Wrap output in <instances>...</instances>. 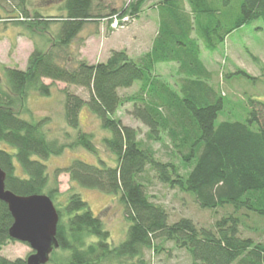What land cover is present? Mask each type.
Returning a JSON list of instances; mask_svg holds the SVG:
<instances>
[{
	"label": "trees",
	"instance_id": "trees-1",
	"mask_svg": "<svg viewBox=\"0 0 264 264\" xmlns=\"http://www.w3.org/2000/svg\"><path fill=\"white\" fill-rule=\"evenodd\" d=\"M144 6L157 17L149 50L135 57L113 50L103 63L74 60L66 53L85 25L104 19L93 9V0H62L63 14H37L30 22L58 29L49 51L35 48L25 70L5 72L8 91L0 88V143L5 145L0 147V169L6 174V189L18 196L50 198L59 215L58 248L67 252V264H145V251L158 252L165 242L187 251L191 264H264V241L240 236L241 227L264 234V102L248 100L244 121L218 122L228 106L212 83L214 72L201 58L202 47L216 51L250 22H260L257 29L264 34V0H134L121 10L111 9L107 19L110 23L113 15L127 16L133 22ZM64 57L65 63H59ZM253 59L260 64L259 58ZM167 63L177 65L174 85L154 74L156 64ZM233 75L255 79L243 70ZM43 79L87 92L85 100L63 90L66 124L79 129V112L87 107L108 133L103 145L116 159L114 167L102 160L96 166L75 159L54 170L50 182L44 161L60 155L63 146L47 139L42 121L24 119L13 109L15 97L29 88L49 97ZM136 83L135 94L125 99L119 95ZM126 103L146 128L144 137L116 118ZM166 139L171 152L164 161L153 144L164 146ZM92 141L90 133L79 132L75 145L95 155ZM150 171L160 183L191 196L201 210L214 215L218 209L231 211L206 228L185 217L172 223L167 210L147 193L143 177ZM62 173L82 188L118 198L129 223L119 245L109 243V232L79 193L71 191L63 202H55L61 196L57 178ZM12 222L8 206L0 201V251L14 243L8 235ZM0 264L26 262L0 255Z\"/></svg>",
	"mask_w": 264,
	"mask_h": 264
},
{
	"label": "rangeland",
	"instance_id": "rangeland-1",
	"mask_svg": "<svg viewBox=\"0 0 264 264\" xmlns=\"http://www.w3.org/2000/svg\"><path fill=\"white\" fill-rule=\"evenodd\" d=\"M134 0H93V9L104 16L100 23L91 22L84 26L80 34L72 41L66 50L67 55L74 60H86L88 63H103L113 50H126L132 57L138 56L149 50L152 38L156 33V12L150 7L144 6L139 18L126 22L123 27L112 28L108 18L111 9L121 10L122 7L132 3ZM62 0H0V88L8 91L6 70H25L31 52L39 48L43 52L51 49L53 37L57 34V25L50 24L47 29L30 24L38 14L42 18L58 17L62 11L59 5ZM26 12V13H24ZM63 14V13H62ZM21 23V24H18ZM30 24V25H29ZM261 23L258 21L241 27L230 34V36L214 51L201 50V58L208 69L214 73L212 83L218 89L228 107L219 115L218 122L244 121L247 116L248 100L264 102V34L258 31ZM54 52H57L54 50ZM65 55V54H64ZM253 57L259 58L260 64H256ZM60 58L59 63L64 64L65 59ZM177 65L173 63L156 64L154 74L175 84V73ZM245 71L250 77H238L233 75L238 71ZM43 83L49 86V97L42 96L32 88L27 89L26 94H19L16 98L14 112L24 119L42 121L41 127L47 139L55 141L64 150L60 155L48 158L46 171L53 179L54 170L69 166L75 159H79L94 165L102 160L105 165L114 167L116 159L104 147L103 139L108 135L87 107L79 112V129L69 128L64 117V94L63 90L79 95L82 99H88L87 92L80 88L67 86L63 83L52 82L43 79ZM138 83L132 88L119 90V95L125 99L136 93ZM24 92V93H25ZM130 103L122 105L116 112V118L122 125H129L140 131V137H144L146 128L136 121L131 111ZM79 132L90 133L93 137V145L96 154L92 155L87 150L75 145ZM157 150V156L164 161L169 160L168 152L171 145L166 139L164 146L153 144ZM0 143V147H4ZM167 147V148H166ZM144 182L147 193L151 199L163 206L168 214L170 222L180 218H190L198 226L210 227L217 218L230 212V209L221 210L215 215L208 210L197 207L195 200L186 193L177 189H171L160 183L152 171L145 173ZM58 189L61 193L55 202H63L71 191L79 193L81 199L86 202L93 214L100 218L104 228L110 234L109 243L117 246L124 240L129 223L125 220L123 206L117 197L106 195L99 190L85 189L69 180L67 173H62L57 178ZM230 210V211H229ZM258 223L256 225H261ZM248 226L254 227L251 221ZM240 236L254 241H264V234L255 232L253 229L241 227ZM159 241H155V244ZM32 254V250L26 244L18 241L9 243L0 251L2 257L8 259L22 258ZM48 264H67V252L59 248L51 252ZM145 264H191L187 251L174 248L170 242H165L158 252L146 250L144 255Z\"/></svg>",
	"mask_w": 264,
	"mask_h": 264
},
{
	"label": "water",
	"instance_id": "water-1",
	"mask_svg": "<svg viewBox=\"0 0 264 264\" xmlns=\"http://www.w3.org/2000/svg\"><path fill=\"white\" fill-rule=\"evenodd\" d=\"M5 177L0 169V201L8 206L13 219L8 235L31 248L26 264H48L49 255L59 247L56 239L59 215L54 204L47 195L12 194L6 189Z\"/></svg>",
	"mask_w": 264,
	"mask_h": 264
},
{
	"label": "built area",
	"instance_id": "built-area-1",
	"mask_svg": "<svg viewBox=\"0 0 264 264\" xmlns=\"http://www.w3.org/2000/svg\"><path fill=\"white\" fill-rule=\"evenodd\" d=\"M110 19L112 20L111 24H110L111 29L112 28L123 27V25L126 22H130L131 21V19L129 17H127V16H124V17H122V19H119V17L117 15L111 16Z\"/></svg>",
	"mask_w": 264,
	"mask_h": 264
}]
</instances>
